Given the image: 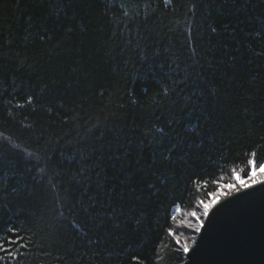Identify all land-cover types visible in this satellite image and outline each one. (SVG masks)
Segmentation results:
<instances>
[{"label":"trees","instance_id":"1","mask_svg":"<svg viewBox=\"0 0 264 264\" xmlns=\"http://www.w3.org/2000/svg\"><path fill=\"white\" fill-rule=\"evenodd\" d=\"M252 152L264 0H0L4 264H184L174 206Z\"/></svg>","mask_w":264,"mask_h":264},{"label":"water","instance_id":"2","mask_svg":"<svg viewBox=\"0 0 264 264\" xmlns=\"http://www.w3.org/2000/svg\"><path fill=\"white\" fill-rule=\"evenodd\" d=\"M184 264H264V182L221 199Z\"/></svg>","mask_w":264,"mask_h":264},{"label":"snow or ice","instance_id":"3","mask_svg":"<svg viewBox=\"0 0 264 264\" xmlns=\"http://www.w3.org/2000/svg\"><path fill=\"white\" fill-rule=\"evenodd\" d=\"M30 102L31 97H29ZM262 170H264V161L258 162L256 153L252 152L246 161V167L232 166L230 168V179L227 182H224V176L213 179L211 183L214 185V190L207 191L203 197L197 196L195 205L190 210H184L179 204H176L170 213V220L174 226L165 229L167 236L171 237L177 245L176 251L187 254L192 244L196 242L195 236L189 238L183 232L177 233L176 227L186 228L199 234L204 228V218L209 216L210 211L220 203L221 199H225L233 193H238L254 184L264 182V171ZM193 183L196 191L200 192L208 187L209 181L208 179L194 180ZM12 232L15 236V230H12ZM190 239L191 243L189 242ZM19 240L20 237L0 236V252L4 253V255H0V264L16 259L17 253L12 246L17 245ZM137 259L133 257L134 261Z\"/></svg>","mask_w":264,"mask_h":264},{"label":"rangeland","instance_id":"4","mask_svg":"<svg viewBox=\"0 0 264 264\" xmlns=\"http://www.w3.org/2000/svg\"><path fill=\"white\" fill-rule=\"evenodd\" d=\"M262 171H264V170H262Z\"/></svg>","mask_w":264,"mask_h":264}]
</instances>
